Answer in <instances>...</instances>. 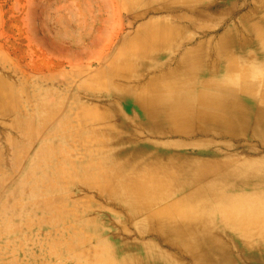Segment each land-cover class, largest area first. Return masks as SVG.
Here are the masks:
<instances>
[{
    "label": "bare ground",
    "instance_id": "bare-ground-1",
    "mask_svg": "<svg viewBox=\"0 0 264 264\" xmlns=\"http://www.w3.org/2000/svg\"><path fill=\"white\" fill-rule=\"evenodd\" d=\"M140 1L141 48L100 74L111 114L49 135L0 218L53 225L62 264L228 262L264 243V0ZM106 213L122 218L113 239Z\"/></svg>",
    "mask_w": 264,
    "mask_h": 264
},
{
    "label": "rangeland",
    "instance_id": "rangeland-1",
    "mask_svg": "<svg viewBox=\"0 0 264 264\" xmlns=\"http://www.w3.org/2000/svg\"><path fill=\"white\" fill-rule=\"evenodd\" d=\"M139 1L0 0V209L6 210L11 206L3 202L30 170L31 161L38 152L43 147L48 151L46 144L49 135L75 134L80 129L81 117L96 122L103 111L111 114L108 104L112 98L106 96L103 90H97L99 86L109 84L110 79L100 74L123 66L130 51L141 48L142 9ZM255 56L260 60L259 54L255 53ZM67 113L71 114L72 120L70 127L64 129L61 123ZM126 115L134 117L138 113L131 110ZM47 151L45 154L51 149ZM243 151L240 149L237 153ZM66 202L65 209L72 213L71 206ZM87 204L78 207L79 211L85 206L98 207L100 200L93 197ZM18 212L16 209L15 213ZM28 212L24 220H14L13 216L11 220L0 218V264L65 262L59 247H55L56 253L50 258L46 255L49 242L56 241L53 225L33 227ZM119 215L106 213L102 218L103 223L100 222L111 239L119 233V222H122ZM45 217L49 218L48 215ZM57 226L61 228L64 225L58 223ZM214 228L220 234L228 232L217 223ZM84 231L88 233V230ZM240 240L230 237L226 242L239 244ZM253 244L257 249H241L239 253L233 250L230 261L220 260L217 264H264V256L258 254V249L264 248V243L255 241ZM160 250L168 252L162 248ZM39 259L42 263H39Z\"/></svg>",
    "mask_w": 264,
    "mask_h": 264
}]
</instances>
